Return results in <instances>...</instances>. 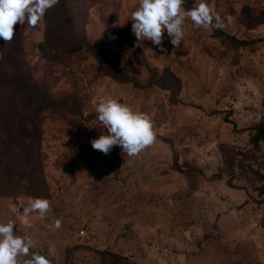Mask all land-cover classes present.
Here are the masks:
<instances>
[{
	"label": "rangeland",
	"instance_id": "374dc122",
	"mask_svg": "<svg viewBox=\"0 0 264 264\" xmlns=\"http://www.w3.org/2000/svg\"><path fill=\"white\" fill-rule=\"evenodd\" d=\"M181 2L64 0L63 42L40 50L46 0H0L20 34L0 78L52 106L37 130L3 88L0 159L24 184L0 193V264L23 244L55 264H264V0Z\"/></svg>",
	"mask_w": 264,
	"mask_h": 264
},
{
	"label": "trees",
	"instance_id": "16d2710c",
	"mask_svg": "<svg viewBox=\"0 0 264 264\" xmlns=\"http://www.w3.org/2000/svg\"><path fill=\"white\" fill-rule=\"evenodd\" d=\"M63 1L64 0H46L47 2V9L43 13V18L46 21L45 29H44V38L41 42H39L38 46L40 50L45 49L46 47L60 45L63 40L61 36L56 37L55 36V42H54V31L57 29V27L61 26L65 22V18L61 16V12H64L63 10ZM176 2L179 5H182L184 8H189L188 3H183L181 0H176ZM191 9V8H189ZM193 9V7H192ZM205 18L209 20V16L204 14ZM212 22V21H209ZM210 25H215L214 29L216 30V34L220 33L219 28L216 26V23H209ZM56 34V33H55ZM20 42V34L18 30L12 26V24H9L7 21L0 22V67L2 66L3 59L6 58V55L4 56V53H6V47L12 46L13 48H17L18 43ZM46 44V45H44ZM89 45V44H88ZM77 48L76 46H71L69 48L70 52L75 51ZM89 49L93 50L95 49L93 46H89ZM4 57V58H3ZM14 57L16 55L14 54ZM108 76L114 79H121L122 81H129L131 78H128V76L121 75L120 71H114L112 73H108ZM157 81L153 80V84H156L157 86H160L165 89H169L171 92V102L175 101V95L179 92V80L178 78L172 74L171 71L168 69H164L162 71V74L159 75L158 78H156ZM20 86L25 96V102H27L28 105L26 108V113L29 114L31 117H33V120L29 123V125L34 126L38 130V124L35 123V121L42 115L43 112L51 110L52 106L46 101L45 98L41 97V89L40 86L35 83H28L25 80H19L15 82H9L8 79L0 78V113L1 111L7 109L9 106L4 102L3 95L5 94L3 91V88L6 85H17ZM10 89L13 91V88ZM38 101H40V104H37ZM23 106L22 104H20ZM26 127V126H25ZM263 135V133L261 134ZM35 135L33 134V138ZM258 139L255 138L253 141V145H257ZM31 142V141H30ZM22 144V142H21ZM12 143L8 144V147H11ZM3 147L0 148V157H3ZM0 173L1 175L5 176V182H0V193L2 195H5L4 193H11L15 189H17L20 185H23L24 183L19 182L17 180L10 179L6 174V165L4 160L2 161L0 159ZM175 170H182L177 165L174 166ZM30 171H33L31 169ZM3 191V192H2ZM28 197H32V194H28ZM23 246H26L25 249L31 254V256L26 258H16L9 253H5L3 255V258L9 262H12L14 264H55L53 262V259L46 256L44 253L39 251L35 248H29L27 245L23 244ZM0 250H5L4 245L0 243ZM104 256L109 259V261L112 264H133L130 261H127L124 256L111 253L110 251L104 250L103 252Z\"/></svg>",
	"mask_w": 264,
	"mask_h": 264
},
{
	"label": "built area",
	"instance_id": "2783aa9c",
	"mask_svg": "<svg viewBox=\"0 0 264 264\" xmlns=\"http://www.w3.org/2000/svg\"><path fill=\"white\" fill-rule=\"evenodd\" d=\"M7 223H10V222L8 221ZM82 232H83V231L80 229V230H79V233L81 234Z\"/></svg>",
	"mask_w": 264,
	"mask_h": 264
},
{
	"label": "crops",
	"instance_id": "0c3cea01",
	"mask_svg": "<svg viewBox=\"0 0 264 264\" xmlns=\"http://www.w3.org/2000/svg\"><path fill=\"white\" fill-rule=\"evenodd\" d=\"M4 246H7L6 244ZM9 246V245H8ZM18 246V245H17Z\"/></svg>",
	"mask_w": 264,
	"mask_h": 264
}]
</instances>
